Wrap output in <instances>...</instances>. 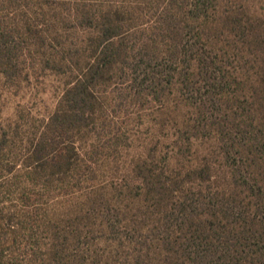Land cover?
Segmentation results:
<instances>
[{"label":"trees","instance_id":"trees-1","mask_svg":"<svg viewBox=\"0 0 264 264\" xmlns=\"http://www.w3.org/2000/svg\"><path fill=\"white\" fill-rule=\"evenodd\" d=\"M0 264H264V0H0Z\"/></svg>","mask_w":264,"mask_h":264},{"label":"rangeland","instance_id":"rangeland-1","mask_svg":"<svg viewBox=\"0 0 264 264\" xmlns=\"http://www.w3.org/2000/svg\"><path fill=\"white\" fill-rule=\"evenodd\" d=\"M35 88L31 91L28 88H24L21 91L22 95L10 97L7 96L8 90L0 75V110L5 115H9L13 112L16 102L23 99L34 104L36 107L45 108L47 106L52 107L55 101L54 86L58 83L57 78L49 75V73L42 74L34 80Z\"/></svg>","mask_w":264,"mask_h":264}]
</instances>
